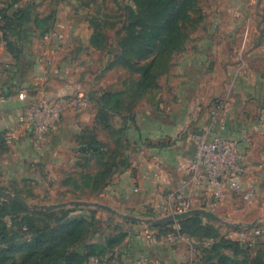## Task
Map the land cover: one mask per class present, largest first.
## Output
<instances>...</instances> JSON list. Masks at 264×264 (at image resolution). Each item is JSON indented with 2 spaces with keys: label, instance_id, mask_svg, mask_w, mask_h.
Returning a JSON list of instances; mask_svg holds the SVG:
<instances>
[{
  "label": "crops",
  "instance_id": "1",
  "mask_svg": "<svg viewBox=\"0 0 264 264\" xmlns=\"http://www.w3.org/2000/svg\"><path fill=\"white\" fill-rule=\"evenodd\" d=\"M6 1L7 6L1 3L0 8H6L9 15L23 11L29 19L46 16L47 0ZM66 8L65 4H59L56 9L59 23L54 25L55 30L65 38L57 43L59 46H48L47 37L52 33L39 35L29 24L18 31L22 37L19 54L10 53L0 42V184L21 178L23 163L29 162L32 166L59 169L58 176L49 175L52 190L81 195L82 176L87 173L92 181L85 191L91 194V203L76 200L44 205L41 207H60L41 211L72 210L73 218L84 217L82 211L88 208L105 212L122 225L138 229L135 232H140L145 242L140 250L145 264L196 263L201 255L198 246L202 243L177 232V224L182 220L166 221L179 214L176 194H183L192 210L216 216L220 222L202 218L217 225L222 224L223 217H232L241 208L250 206L230 191H225L219 202L212 201L206 188L196 187L187 179L186 169L193 157L196 136L213 125L218 107L225 109L213 129L236 144L245 168L243 188L254 191V202H260L264 195V162L260 157L264 151V128L257 121L258 112L264 107V73L252 61L258 49L251 45L254 33L262 31L257 27L239 31L233 26L216 29L202 26L201 34L222 33L224 39L198 40L193 44L186 41L181 50L157 63L152 88L144 92L130 113L125 104L128 87L115 65L116 59L120 60L121 48L111 53L106 50L108 45L95 49L89 43L79 51L80 46L74 40L76 28L68 23L72 15ZM241 32L245 35L243 41L235 40V34ZM72 54L76 57L72 58ZM5 84L11 89L7 90ZM19 87L41 90L48 97L89 93L94 102L90 110H65L54 129L38 142L24 135L26 124L16 130L28 103L18 99ZM100 112L106 113L103 124L98 119ZM12 135L17 139H12ZM90 142L102 148L104 159L82 152ZM109 156L114 158V165L103 185L95 189L93 180L104 170L103 163ZM65 176L74 177V191L65 183ZM232 224L264 227V220L260 217L251 223ZM98 243L102 244L99 240L94 244ZM126 255L132 254L118 246L92 260L104 264L109 257Z\"/></svg>",
  "mask_w": 264,
  "mask_h": 264
},
{
  "label": "rangeland",
  "instance_id": "2",
  "mask_svg": "<svg viewBox=\"0 0 264 264\" xmlns=\"http://www.w3.org/2000/svg\"><path fill=\"white\" fill-rule=\"evenodd\" d=\"M36 3L42 2V0H31ZM167 1V8L163 13L164 33L161 34L159 42L144 47V43H132L128 47L127 54L125 55L124 62L120 60L115 61L116 70L121 79L124 80L126 87H128L129 97L126 98L125 104L126 110L130 113L136 107L140 101L142 95L146 90L152 88L154 83V73L156 71V64L162 62L165 58H169L172 52L181 50V47L186 41L195 43L198 40H209L213 42L218 39H224L222 33H209L201 34L199 29L202 26L207 27H221V26H233L238 27L239 31L246 27L255 29L256 27L262 31V33H254L251 45H254L258 49L256 56L252 58V61L257 64V68L260 73H264V0H165ZM8 2L5 0L4 6H7ZM60 5H66V11L72 15L69 24L74 25L76 28V42L80 46V50L86 49V46L92 41L98 40L100 47L109 46L106 48L111 53H116L121 48V42L126 39L136 36L140 31L150 28L149 18V6L143 3H138L137 0H47L44 6L45 14L41 19H29L25 24L34 26L36 33L42 35L43 30L49 29V33H52L47 37L49 45L51 47L59 46L60 42H64V34H59L55 29V24L58 25L59 18L56 15V9ZM139 4V5H138ZM65 20V19H63ZM63 23L65 21H62ZM176 26V30L173 29ZM169 34H172L171 41L168 44H164ZM59 35H62L60 38ZM245 37L244 32L235 34L234 39L243 41ZM162 41V42H161ZM176 45L178 48H176ZM257 45V46H256ZM97 49V48H95ZM90 51V49H88ZM84 52V51H83ZM101 52V51H99ZM103 54V53H102ZM83 55V54H82ZM96 57V55H94ZM99 56V55H97ZM72 54V58H74ZM121 58V57H119ZM127 61V62H126ZM128 63V64H127ZM126 65L129 67L127 70ZM153 80V82H152ZM90 102L91 105L94 102L91 94H83ZM91 107V106H90ZM86 108L84 110H90ZM78 111V110H77ZM104 113V112H103ZM106 114V113H105ZM61 119V118H60ZM103 124V121H101ZM47 136V135H46ZM89 138V137H86ZM21 178H17L14 181L5 182L0 184V189L9 192L10 194L17 196L32 206L41 207L44 205L73 203L76 200L85 201L91 203L93 198L88 189L90 185L89 174L82 176L83 192L81 195L73 192L63 194L52 190L50 174L58 176L60 174L59 169L54 167L52 169L40 166H32L29 162L23 163ZM24 168L27 169V173H24ZM74 170H70L73 172ZM33 174H35L36 179ZM39 175V177H38ZM30 177V178H29ZM65 183L69 188L74 191L75 181L74 177L65 176ZM49 188V189H48ZM264 195L260 197V202ZM6 202V203H4ZM258 202L247 203L250 206L241 208L239 212L232 217H223L222 224H213L219 231L221 236L229 239L233 242H239L241 246L238 247L239 252L245 251L247 242H253L255 248L248 253L250 256H256L259 254L261 260L264 259V238L251 239L242 237L244 234V226L238 227L233 225L232 222L251 223L254 220L261 217L264 220V206ZM1 203L7 204L11 201L3 200L0 198V214L6 213L5 206ZM22 208V207H21ZM23 209V208H22ZM32 212L23 209H11L12 214H18L19 217L22 213ZM35 213L43 212L40 209L35 210ZM83 216L86 218L84 222V234L76 248L83 254L89 253L88 246L99 242H104L107 238L112 240L111 246L124 247L128 249V253L132 254L128 257L112 256L109 257L104 264H145L146 261L140 255V250L144 246L143 238L140 237V232H135L138 229L122 225L118 219L107 215L105 212L92 211L90 208L82 211ZM66 215L73 218L74 211L66 210ZM15 215L5 217L8 225L13 224V218ZM55 217L61 218L63 214L56 215ZM201 217V216H199ZM22 218V217H21ZM202 218V217H201ZM207 220V219H206ZM111 221V223H110ZM12 222V223H11ZM115 222V223H114ZM117 222V223H116ZM57 221H53V227L58 226ZM39 227L43 226L41 218L38 222ZM263 228L264 227H260ZM144 230V229H139ZM123 239V240H122ZM128 239V240H127ZM127 240V241H126ZM202 245L198 246V250L201 252L206 249H211L212 241L201 242ZM151 246V245H149ZM155 246L152 242L151 248ZM74 245L69 247L72 249ZM234 247V246H233ZM233 247L224 250V254L231 256ZM26 254L25 251L21 253L11 255L16 262L22 260V257ZM120 254V253H119ZM202 254V253H200ZM216 252H212L211 256L214 257ZM38 255V254H37ZM39 257V256H38ZM95 257H90L83 264H96ZM114 260V263H113ZM214 260V259H213ZM216 262V258L214 263ZM264 262V261H263ZM9 264V261L6 262Z\"/></svg>",
  "mask_w": 264,
  "mask_h": 264
},
{
  "label": "trees",
  "instance_id": "3",
  "mask_svg": "<svg viewBox=\"0 0 264 264\" xmlns=\"http://www.w3.org/2000/svg\"><path fill=\"white\" fill-rule=\"evenodd\" d=\"M1 1L0 4L4 5L5 1ZM137 2L143 3L144 6L145 4L149 6L150 28L140 31L136 36L121 42L122 53L120 59L122 62H124V54H127L130 44L144 43V47L146 48L159 42L161 34L164 33V25H161V23L163 22V13L167 8V1L137 0ZM26 20H29L26 12L17 11L9 15L6 12V8H0V42L12 54H19V41L22 40V37H20L18 31ZM49 29L43 30L42 33L49 31ZM173 29L176 30V26H173ZM171 36L172 34H169L166 41H163L164 44H168L171 41ZM91 43L95 48L100 47L98 40H94ZM176 48H178L177 45ZM1 70H4V68L1 67ZM5 86H7V90L11 89L10 85L5 84ZM103 100L104 104H106L107 99L105 96ZM106 118L105 113L100 112L98 117L100 122H105ZM88 144L90 145L82 150L85 155H99L102 159L105 158V154H103L102 148L99 145H96V143L91 145V142ZM113 160L114 158L109 156L107 161L103 163L106 167L93 180L95 189H98L106 181L110 169L114 165ZM90 180L92 181L91 177ZM4 203H1V205L6 207L4 208L6 209V213L0 214V264H6L7 261H9V264H83L90 257L98 258L105 256L108 251L115 247L110 245L112 240L107 238L102 244L89 245V253L83 254L76 247H78L77 243L81 241L84 234L85 217L70 218L66 215L65 210L39 213L24 211L22 216L19 217L18 214L11 213V209L22 211L23 209L19 205L13 202L8 203V205ZM59 214H63V217L60 219L55 217ZM10 215H15L12 225H8L5 219V217ZM40 218L43 222L42 227L38 225ZM53 221H57L58 226L53 227ZM173 228L172 230L175 229ZM164 229L171 230L166 227ZM176 229L180 235L195 241L203 243L207 241L213 242L211 249L201 251L200 253L202 254L198 257V261L192 264H264L259 254L250 258L248 253L252 249L249 246L245 248V251L239 252L238 247L241 245L238 241L233 242L221 236L213 224L199 216H192L182 220L177 224ZM72 245L74 247L69 250V247ZM229 247H233L234 249L231 256L224 254V250L229 249ZM22 251H25L26 254L22 257L21 261L16 262L11 255L21 253ZM214 251L216 254L213 257L211 253ZM215 258L216 262L214 263Z\"/></svg>",
  "mask_w": 264,
  "mask_h": 264
},
{
  "label": "built area",
  "instance_id": "4",
  "mask_svg": "<svg viewBox=\"0 0 264 264\" xmlns=\"http://www.w3.org/2000/svg\"><path fill=\"white\" fill-rule=\"evenodd\" d=\"M59 37L62 36L59 35ZM31 94L39 97L32 99ZM18 99L24 102L28 101V103L16 130L18 131L22 124H26L24 135L38 142H42L46 135L54 129L65 110H84L91 105V102L83 94L48 97L41 90H30L29 88L20 89ZM224 109V106H220L215 110L213 125L221 120L218 117ZM257 121L264 128V107L259 110ZM212 126L205 129L201 136H196L193 157L186 169L188 182L196 187L206 188L210 199L215 202H219L223 198L225 191H230L239 195L244 202L252 203L255 193L243 188L241 179L245 168L236 144L213 129L214 126ZM11 138L17 139L14 135ZM260 157L264 162V151L260 153ZM259 168H262V164L259 165ZM174 198L177 203V213L181 214L192 210L189 200L183 194L178 193ZM242 237L264 238V229L245 231ZM247 243V246L254 250L253 242Z\"/></svg>",
  "mask_w": 264,
  "mask_h": 264
},
{
  "label": "water",
  "instance_id": "5",
  "mask_svg": "<svg viewBox=\"0 0 264 264\" xmlns=\"http://www.w3.org/2000/svg\"><path fill=\"white\" fill-rule=\"evenodd\" d=\"M0 198L3 199V200H8V201H11L17 205H19L20 207H22L23 209L25 210H30V211H35V210H50V209H54V208H58L60 206H49V207H37V206H32L30 204H28L26 201H24L23 199L17 197V196H14L12 194H10L9 192H6L2 189H0ZM83 205H86V204H83ZM102 209L104 210H107L106 208L100 206ZM192 216H201L203 218H206L208 220H211V221H214V222H220L219 219L214 216L213 214L211 213H208V212H205V211H202V210H190L188 212H185V213H181V214H175L172 218H168L166 221L167 222H171L172 220L174 221H181L183 219H187L189 217H192ZM262 224H257V225H251V226H248V227H244V229L246 231H249V230H252L254 228H258V227H261ZM238 227H242V226H238Z\"/></svg>",
  "mask_w": 264,
  "mask_h": 264
}]
</instances>
